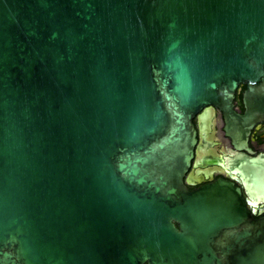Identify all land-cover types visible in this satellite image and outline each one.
Listing matches in <instances>:
<instances>
[{"label":"water","instance_id":"obj_1","mask_svg":"<svg viewBox=\"0 0 264 264\" xmlns=\"http://www.w3.org/2000/svg\"><path fill=\"white\" fill-rule=\"evenodd\" d=\"M260 121L264 0H0V264H264Z\"/></svg>","mask_w":264,"mask_h":264},{"label":"flooded vegetation","instance_id":"obj_2","mask_svg":"<svg viewBox=\"0 0 264 264\" xmlns=\"http://www.w3.org/2000/svg\"><path fill=\"white\" fill-rule=\"evenodd\" d=\"M247 87L240 85L237 90L234 100V110L237 115H245L247 109L244 103V93ZM203 112L194 119V124L198 132L199 143L201 139H205L204 142L207 146L206 156L209 157V169H217L213 173H209V177L205 175L197 176V171L200 169L193 163L191 174L197 180L201 182L190 186V189L195 190L203 184L210 183L219 178H223L234 182L239 186L246 197L245 188L243 185L242 178L239 174L235 173L229 168V160L234 158V153H246L247 151H238L234 146L233 140L227 136L226 130V118L223 111L218 108L209 110V121L204 123ZM247 147L254 153L252 156H256L264 153V121L257 122L251 129L246 140ZM249 208L256 218L264 217V205L254 206L249 203Z\"/></svg>","mask_w":264,"mask_h":264},{"label":"rangeland","instance_id":"obj_3","mask_svg":"<svg viewBox=\"0 0 264 264\" xmlns=\"http://www.w3.org/2000/svg\"><path fill=\"white\" fill-rule=\"evenodd\" d=\"M241 172H242V173H245V174L248 173V169H247L246 165H243V166L241 167Z\"/></svg>","mask_w":264,"mask_h":264}]
</instances>
